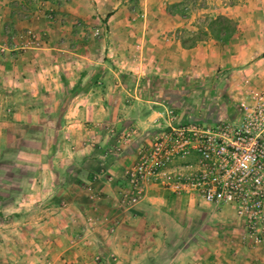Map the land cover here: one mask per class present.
<instances>
[{
    "label": "crops",
    "instance_id": "1",
    "mask_svg": "<svg viewBox=\"0 0 264 264\" xmlns=\"http://www.w3.org/2000/svg\"><path fill=\"white\" fill-rule=\"evenodd\" d=\"M175 3L0 0V155L25 140L48 155L27 169L38 172L37 201L51 206L18 216L33 219L21 229L35 264H264V247L248 237L236 249L161 240L164 217L183 231L186 212H169L172 200H202L149 187L138 205H118L124 172L167 109L174 124L212 125L235 119L250 88L264 92V0L225 10L237 24L227 41L191 47Z\"/></svg>",
    "mask_w": 264,
    "mask_h": 264
},
{
    "label": "built area",
    "instance_id": "2",
    "mask_svg": "<svg viewBox=\"0 0 264 264\" xmlns=\"http://www.w3.org/2000/svg\"><path fill=\"white\" fill-rule=\"evenodd\" d=\"M238 116L212 125L173 123L167 109L156 132L137 148L118 199L138 205L149 187L231 207L248 237L264 247V92L250 88Z\"/></svg>",
    "mask_w": 264,
    "mask_h": 264
},
{
    "label": "rangeland",
    "instance_id": "3",
    "mask_svg": "<svg viewBox=\"0 0 264 264\" xmlns=\"http://www.w3.org/2000/svg\"><path fill=\"white\" fill-rule=\"evenodd\" d=\"M40 1L44 2L46 0ZM175 1L176 10L174 8L169 10L171 13L177 11V15L186 21L185 25L187 28L181 32L180 36L188 44L197 40L203 41L213 38L205 30L208 25L207 17L227 16L224 15L227 14L225 10L237 5L240 0ZM45 14L49 18V12L46 11ZM229 18L232 19L231 17ZM232 20L234 21V19ZM27 35L32 45L37 46L41 43L36 33L29 30ZM76 94L72 92L73 96ZM25 141L27 143L24 144L22 150L9 149L7 153L0 155V198L1 194H5L6 199H8V201L0 200V264H35V259H38L35 257L36 251L33 252L30 244H25V241L27 242L30 236H26L23 229H21L23 227L22 224H29L33 222V219L30 217L29 219L21 220L18 216L22 212L29 215L33 211L45 210L50 205L47 197H39L40 199L37 201V197L34 195H39L38 190L40 188L35 189L36 185L34 183L38 172L27 169L28 165L47 162L48 155L47 153L36 154L35 149L37 147L30 146L32 141ZM41 144L43 143L41 142ZM15 194L27 195L29 199L25 198L24 201L21 200L16 203L12 201L14 198L12 196ZM60 194L63 195V193ZM31 197L34 199H31ZM58 207L63 208L64 204H60ZM18 209L22 211L16 213ZM182 209H184L186 215H183L184 219L178 223L180 225L178 228L181 227L183 231L179 230L176 233L174 229L176 223L169 219L167 221L165 217L160 220L162 221L161 224L170 233L169 235L161 236L162 241L185 246L194 242L205 247L208 243L218 244L227 241L229 243L228 246L234 249L238 245L243 246L246 242L250 243L247 240L248 234L243 221L234 216V210L231 207L207 206L201 202H196L190 206L185 204L183 207L182 204L173 202V200L168 207L169 212L172 213ZM195 216H199V218ZM197 230H199V234H195Z\"/></svg>",
    "mask_w": 264,
    "mask_h": 264
},
{
    "label": "trees",
    "instance_id": "4",
    "mask_svg": "<svg viewBox=\"0 0 264 264\" xmlns=\"http://www.w3.org/2000/svg\"><path fill=\"white\" fill-rule=\"evenodd\" d=\"M176 10L177 6H172L171 9ZM178 14V12H173ZM208 25L205 27L207 33L213 37L216 41L224 42L227 41L229 38L233 36L237 29V24L235 21L230 19L227 16H217V17H207ZM187 43L185 42L184 45L187 47H191L195 43Z\"/></svg>",
    "mask_w": 264,
    "mask_h": 264
}]
</instances>
